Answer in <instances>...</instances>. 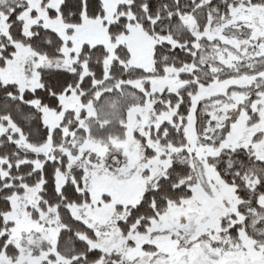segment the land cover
<instances>
[{"label":"snow or ice","instance_id":"1","mask_svg":"<svg viewBox=\"0 0 264 264\" xmlns=\"http://www.w3.org/2000/svg\"><path fill=\"white\" fill-rule=\"evenodd\" d=\"M0 264H264V0H0Z\"/></svg>","mask_w":264,"mask_h":264}]
</instances>
